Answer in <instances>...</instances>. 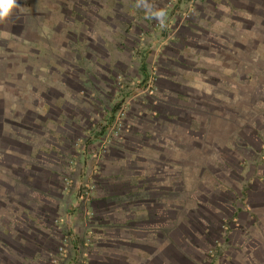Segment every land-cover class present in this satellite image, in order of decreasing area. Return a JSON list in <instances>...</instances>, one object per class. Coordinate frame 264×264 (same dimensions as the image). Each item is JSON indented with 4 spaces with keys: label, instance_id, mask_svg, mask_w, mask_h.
Segmentation results:
<instances>
[{
    "label": "crops",
    "instance_id": "0c3cea01",
    "mask_svg": "<svg viewBox=\"0 0 264 264\" xmlns=\"http://www.w3.org/2000/svg\"><path fill=\"white\" fill-rule=\"evenodd\" d=\"M25 1L20 0L23 5L20 13L13 12L5 22L0 23V264H53L59 255L58 248L62 246L66 237H69L71 242L67 247L68 256L74 254V245L77 248L80 242L87 244V260L90 261V264H133L135 261L147 264L144 259H141L143 250L150 253L157 252L154 255L169 261L168 255L173 248L172 244L169 245L168 242L171 240V233L177 231L178 228L176 226L177 218H171L175 209L172 206L165 210V205H173V196L185 193L186 181H188L190 191L186 190V194L189 195L185 198V205H190V203L200 205L199 207L203 211L206 210L202 205H206L210 213L218 214L233 208L234 212L230 211V217L233 213H239L238 207L241 205H212V202H219L216 199L217 195L220 197L223 194L230 195L232 188L228 186L238 184L239 181L236 177L241 179L245 186L247 180L254 178L256 172L264 175L263 161L244 168L241 174H238L236 172L239 171L238 164H235V167L228 165L230 162H234L232 157L229 162L225 160L227 157L220 156V159L213 160L214 162L218 161L216 165L210 164V160H204L207 164L197 166V169L192 173V180L195 184V188H192L189 171L185 170V174H183L181 168V166H185V168L193 169L192 166L174 163L182 161V159L185 160V158L181 157L175 160L173 155L166 158L161 155L162 153H159L164 145L166 148L170 147L168 142L174 143L172 137L171 141L165 139L166 136L168 137V133L165 134V128L168 124L172 126L173 123V113L169 115L167 107L157 115L158 117L148 116L147 124L141 120L136 122L138 118L134 117H136L137 110L134 109L130 114L132 116L127 119L126 132L111 140L101 158H95L94 162L97 165L93 167L91 173L93 176H91L88 173L89 162L93 161L96 154L92 153L90 143L97 146L99 141L94 140V133L90 134L92 137L87 136L86 131L92 130L93 126L95 127L100 121L103 122V119L110 118L112 112L109 111V104L113 100H108L105 103L104 97L114 99L116 96L117 91H113L115 79L110 75L105 76L104 81L107 82L109 88H104V90L108 93L99 89L97 85L95 88L92 87L89 94L77 90L72 95L76 100V111L72 113L74 108L68 107V114L63 113L69 122L65 124L56 122L55 115L60 116L62 111L57 113L55 108L58 107L57 105L53 108L46 103L48 96L45 94V90L52 91V89H56L57 84L51 82V78L45 75L50 72L51 65L41 62L40 59L37 60V63H30L28 60L31 54L37 55L35 48L38 47L32 46L31 42L35 44L40 41V38L35 42L31 41L29 34L50 30L47 26L48 16L57 17L63 11L48 10V13H45L44 10L34 9L30 0ZM109 1L112 2L111 7L105 5V1H103L99 6V12L97 10L96 16H91L92 21L88 24L92 27L95 25L97 28L94 20L98 21L100 16L104 27L98 39L101 43L106 40L110 44L109 47L114 48L113 55L109 57L108 63L110 64L115 60V64L124 65L120 58L124 57L130 60L132 56L129 53L125 54V51L119 56L116 55V48L122 46V43L120 38L114 39V34L125 33L124 37H129L134 33H139L138 31L142 29V31H148L150 28L148 23L151 20L155 22L156 19L151 18L144 7L137 6L141 3H146L153 11L163 10L165 13L163 21L168 20L170 26L174 27L175 35L178 34L176 38L170 39V52L168 51L167 59L175 61L178 56H182L181 54L185 50V30L193 34H198L199 31L205 33L204 29L209 31L210 23L214 24L215 37L219 41L224 38L230 40V48L220 45L219 49H216L228 52L231 58L232 55H235L234 51L239 52L237 57H233L235 62L230 58L231 66L238 65L239 57L240 61L247 59L251 61L255 56H264V0H198V7L194 9V19L188 22H185L183 13L172 14L170 12L167 0ZM75 2L76 4H83L82 2L88 4V0ZM49 5L51 4L49 3ZM63 5L62 1L55 3V6L58 7H64ZM180 11H185L184 0H182ZM105 12H107L106 16H104ZM69 13L66 11L67 16L72 14L71 17L75 20L80 16L77 10L71 9ZM73 13L75 14L73 15ZM222 15H225L226 20ZM227 16L230 17L229 23H227ZM32 19H36L34 25L31 23ZM69 21L71 22V20ZM64 23L65 21L62 20L57 21L55 27L61 29L63 27L61 25ZM126 23L129 24L128 31H126L127 27L124 28ZM64 25L66 26V23ZM227 29L229 34L226 33ZM56 31L61 30H52V32ZM94 32L99 35L97 31ZM148 33L151 36L155 33L158 34V31L153 27ZM248 34H259L261 38L254 39ZM105 43L104 41L103 45ZM20 44L26 46L23 50L25 49L27 52L22 53L21 59L18 61L19 64H15L12 51L18 50ZM71 45L74 43L70 41L63 46L64 49L67 47L69 51ZM202 47L203 49L208 48L206 45ZM202 47L200 48L202 49ZM103 48L108 51L110 49L104 46ZM30 49L34 53H31ZM118 49L117 51H119ZM106 50V55H109ZM68 54L65 58H69ZM67 61L70 62V60ZM87 62L89 68L91 66L93 68L96 64L91 58ZM42 63L43 65H41ZM127 68L129 72L130 69ZM143 71L142 68V73ZM236 71V67H233L228 74L231 80L236 79ZM80 73L83 76L79 78L80 85L96 82L91 79L93 74L89 73L88 77L87 71L83 68ZM15 74L19 75L16 78L22 77L20 91L14 89V83H18L15 81ZM30 79L37 83V88L32 92L27 88ZM26 90L28 93L25 92ZM214 91L215 96L219 91L216 89ZM229 91L231 92L229 98H235L238 94L237 86ZM19 92L21 96H17ZM63 96L66 95L63 94ZM56 101L57 99L54 102ZM31 102L32 107H30ZM47 106L48 110L45 109ZM30 113L38 116V122L35 123L37 128H34L35 124H31ZM8 117L13 119V122H17L23 117L19 122L20 136L7 130ZM50 117L53 118L55 127L53 125L54 131L49 130L48 132L50 138L45 139L44 136L47 133L44 132H47V126H43L44 128H40V126L45 124ZM259 129H262L264 136V124ZM37 131L40 134L36 135ZM183 132L185 135V129ZM161 134H165L164 137H160ZM73 137L88 140V143L83 144L82 149L80 148L81 150L76 152L77 154L74 153L75 150L73 151L72 145L74 144L73 139H75ZM256 137L258 141L264 143V137ZM9 144L13 149L8 147ZM35 145L37 147H34ZM39 146L44 148L47 157L40 154ZM107 149L108 151H106ZM82 151H85V154L81 153ZM159 156H162V159H159ZM262 158L264 159V156ZM238 161L245 163L250 160L243 157ZM98 165L99 169H97ZM174 167H177L178 171H173ZM89 175L94 177L95 192L91 197H85L80 190V183L89 181ZM239 175L244 178H239ZM68 177L72 179L71 185L65 186L63 180ZM243 189L244 187L241 186V193H243ZM201 192H208L207 195L210 192L211 196L207 197L209 198L206 199L207 201L204 198L203 203L197 202L199 199L196 197L192 203L191 197ZM177 197L180 199L183 196L179 198L178 195ZM235 198L237 197L235 196ZM251 207L254 211H256L255 209L264 210V205H252ZM158 208H163L160 214H165L170 219L167 217L166 222L157 224L156 219L160 218L157 216ZM248 215L254 216L255 214L241 212L238 214V218L243 219V223H231V226H236L230 232L231 236L235 233L230 242L232 251L228 255H231L227 256L225 260L221 256H218L217 259L213 258L211 261L204 259L206 264H248L250 260L247 251L252 253L256 264H264V212L260 217L252 219L249 224H247ZM215 218L216 216L213 219ZM147 219L155 221L148 225ZM208 222L210 221L207 219L200 220L199 223L203 226L201 232L198 230L197 244L206 242ZM154 226H157L156 232L151 233L150 231L155 229ZM139 232L144 236H137L136 234ZM222 236L224 235L222 234ZM139 246L140 248H138ZM176 258L178 259V257ZM152 261L150 260L148 264H160L156 260V263ZM203 261H199V264H202Z\"/></svg>",
    "mask_w": 264,
    "mask_h": 264
},
{
    "label": "rangeland",
    "instance_id": "374dc122",
    "mask_svg": "<svg viewBox=\"0 0 264 264\" xmlns=\"http://www.w3.org/2000/svg\"><path fill=\"white\" fill-rule=\"evenodd\" d=\"M58 1H62L64 7L55 6V3ZM75 1L79 0H30L32 7L38 11L44 10L45 13H48V10H57V12H60L61 10L63 12H60L57 17L53 15V17L48 16L49 23H47V26L50 30L29 34L31 41L33 40V42H35L38 38H40V41L35 44L31 42L32 46L38 47L35 48L37 55L31 54L30 57H28V60L30 63H37V60L40 59L41 62L51 65L50 72H47L45 75L50 77L51 82L53 81V83H56L57 87L56 89H52V91L45 90V94L48 96L46 103L53 108L56 105L58 106L55 107L57 113L59 111L62 112L60 116L55 115L58 119V121L57 119L55 121L63 124L69 122V120L63 116V113L65 112L68 114L69 108H74L72 113L77 109L76 100L72 97L77 90L89 94L92 87L95 88L97 85L99 89L105 91L104 88H109L107 82L104 81L105 76L110 75L114 77L115 83L113 91H117L116 96L114 99L104 97L105 103L108 100H113L111 103L109 102V111L112 112L110 118L107 120L103 119V122L100 121L101 123L99 122L95 127L93 126L92 130L86 131L87 136L94 133V140L97 139L96 141H99L97 146L90 143V147L93 150L92 153L96 154V156L93 158L92 162H89V174L92 173L93 167L97 165V163L94 162L95 158H101V155L105 152V149L108 147L111 140L118 138L126 132L127 119L132 116L130 114L134 109L137 110L135 112L136 117H134L138 118L136 122L141 120L147 124L148 122H146V119L148 116L158 117L157 115L162 113L165 107H167L169 115L173 113L172 126L168 124L167 128H165V134L168 133V137L166 136L165 139H170L171 141L172 137L174 143L168 142V144L170 143V147L167 146V148L166 145H158L163 146L159 153H162L161 155L166 156V158L173 155L175 160L180 159L181 157L185 158V160L182 159V161H175L174 163L192 166L193 169L181 166L183 174H185V170L189 171V181L192 183V188H195V184L192 180V173L197 169V166L207 164L204 160H210V164L216 165L218 161L214 162L213 160L220 159V156L227 157L225 160L229 162L232 157L233 159H231L234 160V162H230L228 165L235 167V164H238L239 171L234 170L238 174H241L244 168L253 164L257 165V163L262 161L264 164V159L262 158L264 156V143L262 144V141H258L256 137H264L262 129H259L262 128L264 124V56H255L251 61L250 59L240 61L239 57L238 65L231 66V57H229L228 52H225L224 50L221 52L216 49H219L220 45H225L230 48V40L224 38L219 41V39L215 37L214 24L212 25L210 23L209 31L204 29L205 33L199 31L198 34H193L185 30V50L182 52V56H178V59L176 58L175 62L167 59L166 56H168V51L170 52V39L173 37L176 38L178 34L175 35L176 33L173 31L174 27L172 28V26H170L171 24L168 20L163 21L162 23L158 20H155V22L151 20V22L148 23V27L150 28L146 32L142 31V29L138 31L139 33H134L129 37H124L125 33L114 34V39L120 38L122 43V46L118 47L119 49L116 48V55L119 56L120 53L125 51V54L129 53L132 56L130 60L129 58H120L124 65L120 66L115 64L113 58V61L110 64L108 63L109 57L110 55H113L114 48L109 47L110 44L106 40H104L106 43L103 45L104 41L101 43L98 39L100 38L102 28L104 27L100 16L98 21L96 19L94 20L97 28L95 25L92 27L88 22L92 21L91 16H96V13L99 12V6L103 1H105V5L110 7L112 2L109 0H88V4L86 5L84 2H82L83 4H76ZM197 1L198 0H184L185 11L182 12L180 11L182 0H167V7L172 14L183 13L182 16L185 19V22H188L194 19V9H197L199 4ZM49 3L51 5H49ZM18 4L20 6L14 10L15 14L20 13V9H23L20 0H18ZM182 7L184 8V5ZM71 9L79 12L80 16L77 20L71 17L72 14L69 16V11H71ZM66 11L69 13L68 16ZM74 14L75 13H73V15ZM106 14L107 12H105L104 16H106ZM222 16L226 20L225 15ZM60 20L65 21L66 26L64 23L61 25L63 26L61 29H57L55 26L57 21ZM69 20H71V22ZM229 20L230 17H228L227 23H229ZM31 23L34 25L36 19H32ZM126 27V31H128L129 24L126 23L124 28ZM153 27L158 31V34L155 33L150 36L148 35V32L150 29H153ZM203 27L206 28L207 26ZM52 30L61 31L52 32ZM94 31H97L99 35H96V32ZM226 33L229 34L228 29L226 30ZM249 36L254 39L261 38L259 34ZM70 41L71 43H74V45H71V49L68 51L67 47H65L66 50L63 45ZM205 45L208 48L203 49L202 46ZM103 46L107 47V49L110 48L109 51L104 49ZM200 47H202V49ZM23 48H26V46L20 44L18 50L12 51L15 64H19L18 61L21 59V54L27 52V50H23ZM117 49L119 51H117ZM105 50L107 53L109 52V55H106ZM29 51L34 53L31 49ZM234 53L235 55H232L231 58L233 62H235V58L233 57H237L239 52L234 51ZM67 54L69 55V58H65ZM117 56L116 59L118 58ZM242 56L243 54L241 57ZM89 57L96 63L93 68L92 66L91 68L87 67V61L90 59ZM174 57H176L175 54ZM67 60H70V62ZM41 65H43V63ZM127 67L130 69L129 72L127 71ZM143 67H145V71L142 73ZM233 67H236L237 69V76L236 79L233 78L231 80L230 77H228V74H230ZM82 68L87 71L88 77L89 73L93 74L91 79L96 82L86 83L84 86L80 85L78 81L79 78L83 77L80 73ZM111 69L114 70L108 72ZM17 73L20 74V72ZM18 76L19 75L15 74V81H18V83H14V89L20 91L22 89V84L20 83L22 77L16 78ZM59 77L61 78V81ZM248 80H250V82H248ZM251 80H253V82H251ZM33 81V79H30L27 86L30 92L37 88V83ZM110 84L112 85L113 83ZM234 86H237L238 94L235 98H229V95H231L229 89L232 91ZM215 89L219 92L214 96ZM25 92L28 93V90ZM63 94L66 96H63ZM17 96H21L20 92ZM55 99H57L56 102H54ZM30 105V107H32V102ZM90 106L92 107V105ZM112 107L113 110H111ZM45 109L48 110V106ZM51 118L52 117H50L49 120L47 119L45 124H41L42 126H40V128L47 126V132H44L47 133L46 136H44L45 139L50 138L48 132L49 130H53L54 120ZM22 119L23 117H21L19 121L13 122V119L8 117L9 124L7 130L10 133L14 132V135L20 136L21 130L19 129V122H21ZM30 119L32 125L38 122V116L34 113H30ZM119 124L120 126L117 128ZM34 128H37V124L34 125ZM184 129L185 135L183 134ZM35 134L38 135L40 132L37 131ZM164 135L161 134L160 137H164ZM90 137H92V135H90ZM73 138H75L73 139L74 144L72 145L73 151L75 150L74 153L77 154L78 150L82 149V145L88 143V140L77 137ZM11 140L13 141V139ZM8 147L13 149L10 144ZM34 147L37 146L35 145ZM41 149L42 147L39 146L40 154L47 157L48 155H46L44 148L40 151ZM106 151H108V149ZM81 153L85 154V151H82ZM161 157L159 156L158 158L162 159ZM243 157L250 161L245 163L242 161L240 163L238 160ZM97 169H99V165ZM173 171H178L177 167H174ZM258 173L259 172H256L254 178L247 180V182L245 181V186L242 184L243 181L241 182V179L236 177L239 181L238 184L228 186L229 188H232L231 192H234H230L231 198H229L230 195L226 196V194H223L221 197L220 195H217L216 199L219 202L213 201L212 205H241L238 207V214L241 212L255 214L254 216H247V224H249L252 219H255V217H260L264 210L255 209L256 211H254L251 207L252 205H264V175ZM91 176L93 175L91 174ZM91 176H88L90 177L89 181L80 183V190L85 197L91 186L94 189L93 192H95V181L94 177L92 178ZM222 177L224 176L222 175ZM238 177L244 178L240 175ZM177 178L179 179V177ZM71 181V177H68L63 180V183L65 186H69L71 185ZM186 182L185 193L177 194V196L179 195V198L181 196L183 197L178 199L177 196H173L172 200L174 201V204L165 205V210L172 206L173 209H175L171 214V218H177L176 226L178 228V233L177 231L172 232L171 240L168 242L169 245L172 244L173 248L168 255L169 261L167 259L162 260L161 256L154 255L155 252L150 253L143 250L141 252V259H144L147 264L150 263V260H153V263H156V260L160 264H199V261H203L204 259L211 261L213 258L217 259L219 258L218 256H221L223 257L222 259L225 260L227 256L231 255H228L232 251V243L230 242L233 240V235L235 233L231 236L230 232L236 228V226H231V223L236 222L242 224L243 219L238 218L237 213L232 214V217L234 216L233 218L230 217V211L234 212L233 208H230V211H224V213L222 211L221 214H218L213 212L210 213L206 205H202L206 211L201 210L199 207L200 205H194L191 203L190 205H185V198L189 195L188 193L186 194V190L190 191L188 181ZM241 186L242 188L244 187L243 193L240 192ZM93 192L91 191L92 194ZM206 193L201 192L193 195L190 201L194 203L193 199H196L197 197L199 199L197 202L203 203L204 198V200H206L209 199L207 198L208 196H211L210 192L208 195ZM235 196L237 198H235ZM206 207L207 209H205ZM158 209L159 214L157 216L160 218L156 220L158 221L157 224H161L166 222L168 216L160 214L163 208ZM215 216L216 218L213 219ZM168 219L170 218L168 217ZM201 219H207L210 221L207 226L208 234L207 236L205 235L207 238L205 242L206 244L203 242L197 244L196 242L199 240L197 236L198 230L201 232L203 226L199 223ZM154 221V219H147L146 223L149 225ZM154 227L155 229L151 230V233L156 232L157 226ZM222 234L224 236H222ZM136 235L140 237L144 236L141 232ZM239 241H241L240 238ZM70 243L69 237L64 239V243L58 248L59 255L57 259L54 260L53 264H90V261L87 260V244H81L80 242L78 243L77 248L74 245V254L69 257L67 247ZM61 247H64L63 251L60 250ZM138 248H140V246ZM247 252L250 260L248 264H256V260L252 253L250 251ZM176 257H178V259ZM133 264L142 263L135 261ZM202 264L206 263L203 261Z\"/></svg>",
    "mask_w": 264,
    "mask_h": 264
},
{
    "label": "clouds",
    "instance_id": "9594fccd",
    "mask_svg": "<svg viewBox=\"0 0 264 264\" xmlns=\"http://www.w3.org/2000/svg\"><path fill=\"white\" fill-rule=\"evenodd\" d=\"M19 6L18 0H0V23L5 22ZM137 6L144 7L151 18H155L161 23L163 22L165 16L163 10L153 11L152 8L146 3H141Z\"/></svg>",
    "mask_w": 264,
    "mask_h": 264
},
{
    "label": "built area",
    "instance_id": "2783aa9c",
    "mask_svg": "<svg viewBox=\"0 0 264 264\" xmlns=\"http://www.w3.org/2000/svg\"><path fill=\"white\" fill-rule=\"evenodd\" d=\"M191 1H193V0H191ZM118 122H119V121H118ZM119 126H120V124L118 125V127H117V128H119ZM93 190H94V189H93V187L91 186V187L89 188V190L87 191V193H86V194H87V196H86V197H90V196H91V194H92V193H91V191L93 192ZM66 238H68V237H66ZM66 238H65V239H66ZM69 239H70V238H69ZM60 250H62V251H63V250H64V247H61V249H60Z\"/></svg>",
    "mask_w": 264,
    "mask_h": 264
},
{
    "label": "trees",
    "instance_id": "16d2710c",
    "mask_svg": "<svg viewBox=\"0 0 264 264\" xmlns=\"http://www.w3.org/2000/svg\"><path fill=\"white\" fill-rule=\"evenodd\" d=\"M145 69V67H143V70ZM145 71V70H144Z\"/></svg>",
    "mask_w": 264,
    "mask_h": 264
}]
</instances>
